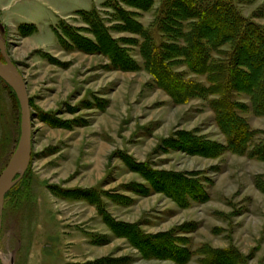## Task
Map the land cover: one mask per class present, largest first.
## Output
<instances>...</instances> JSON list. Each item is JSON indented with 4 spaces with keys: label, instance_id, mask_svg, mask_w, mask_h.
Returning a JSON list of instances; mask_svg holds the SVG:
<instances>
[{
    "label": "rangeland",
    "instance_id": "obj_1",
    "mask_svg": "<svg viewBox=\"0 0 264 264\" xmlns=\"http://www.w3.org/2000/svg\"><path fill=\"white\" fill-rule=\"evenodd\" d=\"M162 2L0 0V42L32 113L29 168L0 206V264H264V114L233 93L251 132L241 150L219 95H185L152 71L143 29L159 65L209 87L186 56L173 63L172 33L153 25ZM233 2L264 27V0ZM20 124L0 78V175Z\"/></svg>",
    "mask_w": 264,
    "mask_h": 264
},
{
    "label": "trees",
    "instance_id": "obj_2",
    "mask_svg": "<svg viewBox=\"0 0 264 264\" xmlns=\"http://www.w3.org/2000/svg\"><path fill=\"white\" fill-rule=\"evenodd\" d=\"M119 1L145 11L153 7V0ZM88 15L92 23L103 27V21L95 11ZM125 16L130 21L131 14L125 13ZM153 25L172 33L173 63L186 56L192 71L207 75L209 87L197 88L183 81L179 73L173 71L170 74L159 65L157 58L163 53L157 48L152 49V38L148 30L143 29L145 44L147 42L146 63H151L155 73L158 70L164 78L173 79L185 95L195 92L219 95L212 102L218 120L226 125L229 141L244 149L245 143H251V132L237 117L239 108L233 101V93L249 94L257 110L264 114V27L243 16L233 0H163ZM179 40L183 45L178 44ZM225 46L229 48L220 50ZM212 53H219L224 58L213 59Z\"/></svg>",
    "mask_w": 264,
    "mask_h": 264
},
{
    "label": "water",
    "instance_id": "obj_3",
    "mask_svg": "<svg viewBox=\"0 0 264 264\" xmlns=\"http://www.w3.org/2000/svg\"><path fill=\"white\" fill-rule=\"evenodd\" d=\"M0 50L5 57V62L0 60V78L15 92L21 110L20 138L15 151L0 175V206L3 207L6 195L20 181L29 168L32 157V113L27 84L23 75L11 60L5 46L1 42Z\"/></svg>",
    "mask_w": 264,
    "mask_h": 264
}]
</instances>
